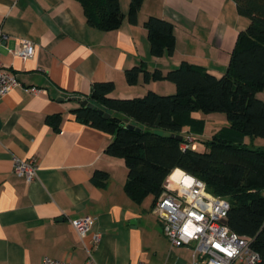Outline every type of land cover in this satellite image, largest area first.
Segmentation results:
<instances>
[{
    "label": "crops",
    "instance_id": "crops-1",
    "mask_svg": "<svg viewBox=\"0 0 264 264\" xmlns=\"http://www.w3.org/2000/svg\"><path fill=\"white\" fill-rule=\"evenodd\" d=\"M119 3L120 28L102 32L86 23L74 0H0L5 36L0 63L21 86L0 100V264H41L44 258L84 264L90 256L95 264L190 263L189 250L171 247L164 236L151 212L152 198L138 205L126 195L124 160L104 153L112 136L82 124L71 111L96 82L114 83V98L175 93L174 84L144 83L142 76L129 86L124 72L140 64L165 75L187 62L221 77L250 21L238 15L232 0H144L137 23L130 25L129 0ZM149 17L173 25L171 57L150 56L143 27ZM21 40L35 46L33 58L22 61L12 54ZM256 97L264 102V88ZM57 114L62 120L54 131L45 119ZM192 118L204 123L203 132L193 135L199 149L228 125L225 116L215 120L193 113ZM209 122L214 129L207 135ZM244 144L264 149L263 139L245 137ZM13 158L34 161L37 178L27 183L14 174ZM96 171L108 175L102 187L92 182ZM86 217L94 220L91 234L100 235L96 245L91 234L80 239L70 224Z\"/></svg>",
    "mask_w": 264,
    "mask_h": 264
},
{
    "label": "trees",
    "instance_id": "trees-1",
    "mask_svg": "<svg viewBox=\"0 0 264 264\" xmlns=\"http://www.w3.org/2000/svg\"><path fill=\"white\" fill-rule=\"evenodd\" d=\"M74 1L81 5L86 23L99 31H115L124 20L119 0ZM143 1L129 0L126 18L130 25L137 23ZM232 1L238 15L250 23L238 34L221 77L187 62L165 75L159 70L150 73L140 64L124 72L129 86L136 85L142 76L144 83L174 84L175 93L148 91L140 97L114 98V83L96 82L86 99L93 106L81 105L71 113L82 124L112 136L104 153L124 160V191L132 202L140 205L151 197L153 206L173 171L188 173L202 181L210 194L229 203L227 227L251 239L250 248L258 254L259 264H264V149L244 144L245 137L264 140V102L256 97L264 88V0ZM143 27L150 56L171 57L175 45L173 25L149 17ZM99 110L110 117L105 119ZM193 113L223 114L228 125L201 141L202 149H182L187 134L200 135L203 130V121L192 118ZM61 120L57 114L46 117L45 122L58 131ZM128 125L139 130L128 129ZM184 128H188L185 135ZM107 179L106 173L96 171L92 182L102 187Z\"/></svg>",
    "mask_w": 264,
    "mask_h": 264
},
{
    "label": "built area",
    "instance_id": "built-area-1",
    "mask_svg": "<svg viewBox=\"0 0 264 264\" xmlns=\"http://www.w3.org/2000/svg\"><path fill=\"white\" fill-rule=\"evenodd\" d=\"M4 39L5 36L0 31V48ZM12 54L22 61L29 60L35 55V46L28 40H21ZM16 88H21L18 80L0 63V100ZM23 91L33 94L42 92L36 88H23ZM195 142L192 135H187L181 147L194 150ZM12 171L31 183L37 178L38 166L32 160L13 158ZM173 173L174 171L167 177L162 194L151 208L170 246L189 250V264H259L258 254L249 245L251 239L238 236L226 225L229 203L210 194L206 185L196 177L180 171V177L175 180ZM70 224L78 237L84 239L91 234L94 220L86 217L72 220ZM91 239L92 244L96 245L100 241V235L93 233ZM41 264L72 263L44 258ZM84 264L95 263L90 256Z\"/></svg>",
    "mask_w": 264,
    "mask_h": 264
},
{
    "label": "water",
    "instance_id": "water-1",
    "mask_svg": "<svg viewBox=\"0 0 264 264\" xmlns=\"http://www.w3.org/2000/svg\"><path fill=\"white\" fill-rule=\"evenodd\" d=\"M81 105H83V106L88 105L89 107H92V106H93L92 104L88 103L87 100L82 101V102H81ZM98 113H99L100 115H103L105 119H108V118L110 117L109 114L104 113V112L101 111V110H99ZM127 128H128V129H136V130H139V128H136V127L133 126V125H128ZM155 133L158 134V135L166 136V137L169 136L168 133H163V132H159V131H156ZM175 138H176L178 141H181V140H182V137H181V136H175Z\"/></svg>",
    "mask_w": 264,
    "mask_h": 264
},
{
    "label": "rangeland",
    "instance_id": "rangeland-1",
    "mask_svg": "<svg viewBox=\"0 0 264 264\" xmlns=\"http://www.w3.org/2000/svg\"><path fill=\"white\" fill-rule=\"evenodd\" d=\"M198 115H204V114H201V113H197ZM205 116H207V115H205ZM224 115L223 114H220V113H214V114H209L208 115V117H209V119H214V117H216V119L215 120H218V119H222V118H220V117H223ZM224 119V118H223ZM220 121V120H219ZM220 122H222V121H220ZM225 123V122H224ZM221 124H223V123H221ZM216 127H220V126H216ZM203 128H204V125H203ZM214 129V127H213V125H211V123L209 122L208 123V128L206 129V134L208 135V134H210V130H213ZM204 130V129H203ZM203 130H202V132H203ZM191 135H194V136H196L197 134H191ZM193 136V137H194ZM195 138V137H194ZM197 138V137H196ZM197 142V141H196ZM149 218H151V217H149ZM154 219H156V218H154ZM157 220V219H156ZM185 256H187V255H185ZM143 262V261H142Z\"/></svg>",
    "mask_w": 264,
    "mask_h": 264
},
{
    "label": "bare ground",
    "instance_id": "bare-ground-1",
    "mask_svg": "<svg viewBox=\"0 0 264 264\" xmlns=\"http://www.w3.org/2000/svg\"><path fill=\"white\" fill-rule=\"evenodd\" d=\"M180 171L181 170H179V169H176L175 171H174V173H173V179H178L179 177H180Z\"/></svg>",
    "mask_w": 264,
    "mask_h": 264
}]
</instances>
